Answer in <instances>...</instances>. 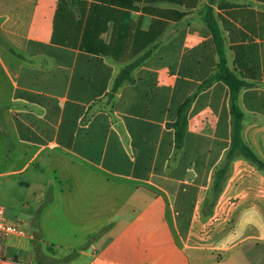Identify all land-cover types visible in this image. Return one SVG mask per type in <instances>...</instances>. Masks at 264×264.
Masks as SVG:
<instances>
[{"label":"crops","instance_id":"crops-1","mask_svg":"<svg viewBox=\"0 0 264 264\" xmlns=\"http://www.w3.org/2000/svg\"><path fill=\"white\" fill-rule=\"evenodd\" d=\"M209 19L244 84L241 138L264 163V0H0L12 90L0 132L26 150L11 174L39 166L25 186L41 204L32 232L0 244V264H264V170L228 157L234 118L212 80ZM227 164L221 196L234 181L237 199L211 227L203 202Z\"/></svg>","mask_w":264,"mask_h":264},{"label":"rangeland","instance_id":"rangeland-1","mask_svg":"<svg viewBox=\"0 0 264 264\" xmlns=\"http://www.w3.org/2000/svg\"><path fill=\"white\" fill-rule=\"evenodd\" d=\"M2 59L4 61L5 66L10 70V76L14 78L13 65L14 58L9 54L3 52ZM10 77H8L7 73L3 69L0 64V100L4 102L3 110H4V119L7 120L9 110L12 108L10 105V95L12 93L11 84L9 82ZM6 130L4 132H8L7 137L0 132V205L5 209L6 219L13 225L20 227L25 232H32L31 221L36 218V212L39 210L40 205L37 202V195L39 194V187L32 185L31 187L25 186L26 182H31V179L34 175H36V170L39 166L33 165L32 168L24 175H14L11 174L16 168L20 166L15 164L14 161L21 157L23 152H26L21 145H19L14 136V129L8 125L5 127ZM17 143V147H14V143ZM248 161V160H247ZM248 163L257 168V166L253 165L251 162ZM233 171L228 169L227 171V180L221 182L218 187H216V182L212 189L210 190V194L205 198L203 205L204 210L201 213V217L204 220H211L214 223H211V227L215 226L219 213L216 210L219 206H226L227 210L229 208L234 207L235 200L237 199L234 196V181L231 183V188L228 190V195L226 197H222L221 195L224 193L225 188L229 183V179L231 178ZM53 177L51 170L45 171V177L43 182H46V179H50ZM249 183V182H246ZM42 184V181H37L36 185ZM231 210V209H230ZM234 213L230 216L228 214V220H232ZM208 227L206 234L208 236L217 233L216 228ZM240 231L241 229H236ZM227 232L234 233L235 230L233 228L228 229Z\"/></svg>","mask_w":264,"mask_h":264},{"label":"trees","instance_id":"trees-1","mask_svg":"<svg viewBox=\"0 0 264 264\" xmlns=\"http://www.w3.org/2000/svg\"><path fill=\"white\" fill-rule=\"evenodd\" d=\"M208 24L210 26V29L213 33L214 41L216 44V48L219 55V64L216 70V73L213 76V79L223 81L229 88V103L231 107V113L234 118V130L232 133V148L229 153L228 157H233L235 154L242 155L245 159L250 161L253 165L257 166L260 170H264V163L253 153V151L243 143V140L241 138V121H242V114L239 111V108L237 106V97L240 89L243 87V82L240 81L228 68L227 61L225 58L224 53V43L222 39V35L220 33V30L217 26V23L213 19H209ZM140 64V61L135 62L128 66L124 72L116 79L114 89H118L120 85H122L125 81L129 79L130 73ZM185 110H182V114ZM180 115L176 127V146L178 148H181L183 143V136H184V129H185V123L184 122V116ZM183 123V128L180 129L178 124ZM229 164H227L222 170L218 173V178L216 182V187L219 186L222 177L225 175V173L228 171Z\"/></svg>","mask_w":264,"mask_h":264},{"label":"built area","instance_id":"built-area-1","mask_svg":"<svg viewBox=\"0 0 264 264\" xmlns=\"http://www.w3.org/2000/svg\"><path fill=\"white\" fill-rule=\"evenodd\" d=\"M23 230L11 224L5 216V209L0 205V244L11 236L23 235Z\"/></svg>","mask_w":264,"mask_h":264}]
</instances>
